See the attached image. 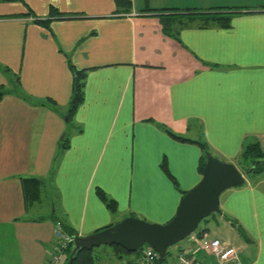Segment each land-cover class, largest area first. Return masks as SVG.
Instances as JSON below:
<instances>
[{"label": "crops", "instance_id": "crops-1", "mask_svg": "<svg viewBox=\"0 0 264 264\" xmlns=\"http://www.w3.org/2000/svg\"><path fill=\"white\" fill-rule=\"evenodd\" d=\"M129 1L0 0V264H48L60 227L167 223L206 151L239 168L247 145L264 149V0ZM71 64L87 73L72 115ZM245 178L221 195L213 237L264 264V170ZM106 246L96 264H138ZM182 253L218 264L194 233Z\"/></svg>", "mask_w": 264, "mask_h": 264}, {"label": "water", "instance_id": "water-1", "mask_svg": "<svg viewBox=\"0 0 264 264\" xmlns=\"http://www.w3.org/2000/svg\"><path fill=\"white\" fill-rule=\"evenodd\" d=\"M245 182V173L234 163L207 155L201 181L185 193L170 221L156 223L130 216L95 233L74 235L69 263L78 250H92L103 244L120 245L129 252L149 245L165 258L170 246L193 234L204 218L221 211L220 198L224 191Z\"/></svg>", "mask_w": 264, "mask_h": 264}, {"label": "trees", "instance_id": "trees-1", "mask_svg": "<svg viewBox=\"0 0 264 264\" xmlns=\"http://www.w3.org/2000/svg\"><path fill=\"white\" fill-rule=\"evenodd\" d=\"M8 1H14V0H8ZM116 2L118 4H122L124 2L129 3V4L131 3L129 0H116ZM29 14H32V12H29ZM51 14L55 15V14H63V13L58 11L56 8H53L51 10ZM217 19L223 24H228L230 20V18L227 16H218ZM35 20L36 22L44 26H48L50 22V18H35ZM71 67H72V70L74 71L75 78H74V85H73V97L71 100V107H70V115L74 114V112L77 110L80 103L84 100L85 78L87 75L86 70H77L76 68H74L72 64H71ZM17 80L19 81V77L17 78ZM6 92L7 90L3 87V85H0V99L5 95ZM51 102L53 101L51 100ZM175 136L181 139H185L182 136H178V135H175ZM199 143L205 146L204 142H199ZM61 147L66 148L67 144L63 143ZM207 155H211V153L209 151H206L205 155H203L202 157V161L200 165L202 174L204 172V168L206 165ZM238 166L243 173H246L247 171H249L248 173H246V175H249V176L261 173L264 170V149L262 148L259 142L251 143L243 149V151L241 152L239 156ZM27 192L30 198H33L35 196L37 197V195H39L38 187H36L35 189L31 187ZM100 193L105 199H107V197L104 195L102 191H100ZM108 205L113 210L116 208L115 202L113 200H108ZM113 247H115L117 250L123 253H135V252H129L128 250H126L124 247L120 245L114 244ZM72 248H73V244H71L67 249L69 251V255L67 257L66 264H96V256L93 254L92 250H88V249L78 250L76 254L73 256L71 263H69L70 256L72 254ZM136 253H140V250L137 251ZM168 254L169 252L167 250V255ZM121 257H123V255H121ZM166 258L167 256L165 258H162L160 256L156 260L161 261V260H165Z\"/></svg>", "mask_w": 264, "mask_h": 264}, {"label": "built area", "instance_id": "built-area-1", "mask_svg": "<svg viewBox=\"0 0 264 264\" xmlns=\"http://www.w3.org/2000/svg\"><path fill=\"white\" fill-rule=\"evenodd\" d=\"M198 233V234H197ZM196 241L208 253L218 258V264H241L239 260V249L218 237H213L207 232H194ZM73 236L64 231L62 227L56 231L55 252L50 256L48 264L59 262L61 255L73 242ZM160 257V254L152 247L145 245L136 259L138 264H148ZM178 264H206L193 256L180 254L177 258Z\"/></svg>", "mask_w": 264, "mask_h": 264}, {"label": "rangeland", "instance_id": "rangeland-1", "mask_svg": "<svg viewBox=\"0 0 264 264\" xmlns=\"http://www.w3.org/2000/svg\"><path fill=\"white\" fill-rule=\"evenodd\" d=\"M247 177L249 178L250 176L249 175H247ZM213 215H218V212H213L211 215H209V216H207L206 218H204L201 222H200V224H199V226H198V228H200V227H208V228H210L211 229V232L212 233H210L212 236L214 235H219V234H217V233H215L214 232V229L213 228H215V226H212L213 224H214V219H213ZM213 223V224H212ZM197 228V229H198ZM188 238H186V239H184V240H182L181 242H179V243H177V244H175V245H173V246H170L169 248H168V252H169V254L167 255V258L165 259V260H161L160 261V263L161 264H178L177 263V246L180 244V243H184V242H186V240H187ZM106 247H109V246H106V244H103V245H100V246H95L94 248H93V252H94V254H97L99 251H101L102 249H105ZM106 249H110V248H106ZM136 253V252H135ZM135 253H129V254H135ZM95 256H97V255H95ZM155 263V262H154Z\"/></svg>", "mask_w": 264, "mask_h": 264}]
</instances>
